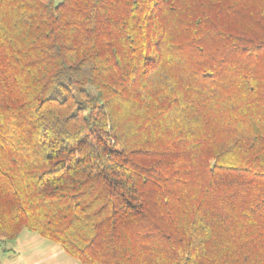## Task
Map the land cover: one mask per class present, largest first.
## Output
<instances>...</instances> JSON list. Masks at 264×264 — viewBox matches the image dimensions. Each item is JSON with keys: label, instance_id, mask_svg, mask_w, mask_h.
Listing matches in <instances>:
<instances>
[{"label": "trees", "instance_id": "obj_1", "mask_svg": "<svg viewBox=\"0 0 264 264\" xmlns=\"http://www.w3.org/2000/svg\"><path fill=\"white\" fill-rule=\"evenodd\" d=\"M82 264H264V0H0V241Z\"/></svg>", "mask_w": 264, "mask_h": 264}, {"label": "crops", "instance_id": "obj_2", "mask_svg": "<svg viewBox=\"0 0 264 264\" xmlns=\"http://www.w3.org/2000/svg\"><path fill=\"white\" fill-rule=\"evenodd\" d=\"M0 264H82L62 246L28 230L16 240L0 241Z\"/></svg>", "mask_w": 264, "mask_h": 264}, {"label": "rangeland", "instance_id": "obj_3", "mask_svg": "<svg viewBox=\"0 0 264 264\" xmlns=\"http://www.w3.org/2000/svg\"><path fill=\"white\" fill-rule=\"evenodd\" d=\"M57 3L61 2L62 0H55Z\"/></svg>", "mask_w": 264, "mask_h": 264}]
</instances>
